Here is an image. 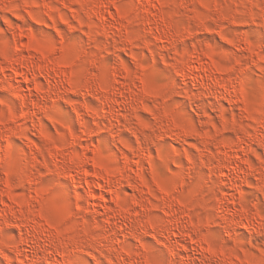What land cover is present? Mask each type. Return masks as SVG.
<instances>
[{
  "label": "clouds",
  "instance_id": "obj_1",
  "mask_svg": "<svg viewBox=\"0 0 264 264\" xmlns=\"http://www.w3.org/2000/svg\"><path fill=\"white\" fill-rule=\"evenodd\" d=\"M0 264H264V0H0Z\"/></svg>",
  "mask_w": 264,
  "mask_h": 264
}]
</instances>
